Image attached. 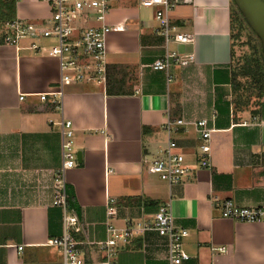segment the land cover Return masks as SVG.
Masks as SVG:
<instances>
[{
	"label": "crops",
	"instance_id": "1",
	"mask_svg": "<svg viewBox=\"0 0 264 264\" xmlns=\"http://www.w3.org/2000/svg\"><path fill=\"white\" fill-rule=\"evenodd\" d=\"M171 2L166 17L174 34L192 36L188 44L165 42L155 17L160 7L110 0L105 81L65 86L57 110L38 97L58 80L57 61L47 50H30L25 39L4 44L10 21L40 27L47 5L0 0V264H62L61 250L46 242L64 232L75 240L82 264H169V240L154 231L118 243L111 258L97 246L106 241V225L123 230L151 221L161 205L187 233L180 245L190 264H264V223L223 218L220 208L224 201L264 207V98L235 103L231 0ZM168 53L192 59L152 70ZM62 119L72 122L76 162L57 182ZM177 119L207 122L209 169H197L192 125L163 130ZM170 141L196 170L172 186L149 172ZM59 184L80 232L65 230L63 208L53 205ZM221 247L222 254L211 251Z\"/></svg>",
	"mask_w": 264,
	"mask_h": 264
},
{
	"label": "built area",
	"instance_id": "2",
	"mask_svg": "<svg viewBox=\"0 0 264 264\" xmlns=\"http://www.w3.org/2000/svg\"><path fill=\"white\" fill-rule=\"evenodd\" d=\"M48 7L49 17L42 26L21 23L17 20L7 25V35L4 44L15 45L19 40H32L29 49L38 53L47 50L49 56L57 61L59 78L47 87V90L38 94L39 100L51 104L54 109L61 110L64 98V88L75 83H104L106 77V39L111 32L106 20L109 14L110 0H42ZM143 8L160 7L156 12V19L162 28V34L166 43L188 44L192 36L188 34H174V28L166 17L174 3L171 0H141ZM48 40L52 44L49 48L41 47L37 42ZM191 56L179 57L175 53H168L157 58L151 64L154 71H167L171 64L185 66L191 60ZM20 99H22L20 97ZM185 125H192L198 138L195 148L197 169H209L211 167V153L209 147V133L207 122L200 120L186 123L183 120L167 121L163 130L177 133ZM61 127V157L62 166L55 181L61 179L66 170L75 167L76 156L73 149V128L70 120L62 119ZM176 143L170 141L164 150L149 163V172L157 176L169 186L175 185L190 176L196 170L185 164L184 157L175 153ZM66 196L64 186L59 184L54 195L53 205L63 208V222L65 230L73 229L80 232L78 219L74 214H69L65 208ZM223 218L248 223H264V207L242 208L231 201L220 204ZM109 215L113 213L108 210ZM154 231L159 236L169 240V264H190L191 258L181 250L180 241L186 236V231L177 230L172 222L168 205H161L153 214L152 220L141 222L132 227L117 230L106 225L107 238L105 242L98 243L99 250L112 257L118 243L126 244L134 234ZM48 246L57 247L63 254L62 264H82L75 240L66 232L60 238L48 240ZM211 251L224 253L225 248H212ZM101 264H110L103 262Z\"/></svg>",
	"mask_w": 264,
	"mask_h": 264
},
{
	"label": "rangeland",
	"instance_id": "3",
	"mask_svg": "<svg viewBox=\"0 0 264 264\" xmlns=\"http://www.w3.org/2000/svg\"><path fill=\"white\" fill-rule=\"evenodd\" d=\"M231 13L233 18L232 23V68L236 83L245 84L246 87L241 89V96L249 104L256 102L255 96L259 95L258 89L249 84L250 79H246L243 73H248L249 70L254 71V62L259 59L261 61L262 53L259 39L247 25L244 18L241 16L235 4L231 1ZM28 45L32 40L26 39ZM262 62V61H261ZM256 70L254 71L255 74ZM257 76V75H254ZM255 78V77H254ZM259 79V77L255 78ZM254 79V80H255ZM249 80V81H248ZM253 81V80H252ZM255 82V81H254ZM263 83V80H262ZM259 83L257 84V86ZM243 91V92H242Z\"/></svg>",
	"mask_w": 264,
	"mask_h": 264
},
{
	"label": "water",
	"instance_id": "4",
	"mask_svg": "<svg viewBox=\"0 0 264 264\" xmlns=\"http://www.w3.org/2000/svg\"><path fill=\"white\" fill-rule=\"evenodd\" d=\"M249 28L259 39L264 59V0H231ZM77 161L79 159L77 157Z\"/></svg>",
	"mask_w": 264,
	"mask_h": 264
},
{
	"label": "trees",
	"instance_id": "5",
	"mask_svg": "<svg viewBox=\"0 0 264 264\" xmlns=\"http://www.w3.org/2000/svg\"><path fill=\"white\" fill-rule=\"evenodd\" d=\"M10 2L11 1H9V3L7 5L9 6L8 8L10 9V12H11L12 11V7H10V5H11ZM232 23H233V18H232V13H231V29H232ZM261 61L259 59H257L254 62V67H255V70H256L255 74H254L255 70L254 71L249 70L248 73H243V76L246 77V79H250L251 82H249V84L252 87L254 85L259 91V95L255 96L256 101L257 100L259 101V99L264 98V59H263V57L261 58ZM254 75H257V76H254ZM233 76H234V74H233ZM254 77L255 78L259 77V79H255ZM262 80H263V83H262ZM234 82H235V78H234ZM258 83H259V85L257 86ZM244 87H246V85L245 84H241L239 82L238 83L235 82V84H234L235 103L237 105H239V106H243V105L248 104V102L245 101L244 98L241 96V89L243 90ZM66 202H67V200H66ZM67 205H68V207H70V206L72 207V205H71V203L69 201L67 202Z\"/></svg>",
	"mask_w": 264,
	"mask_h": 264
}]
</instances>
